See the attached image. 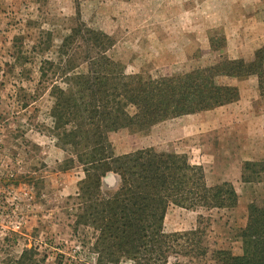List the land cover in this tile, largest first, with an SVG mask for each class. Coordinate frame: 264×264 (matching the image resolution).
I'll return each instance as SVG.
<instances>
[{"label": "rangeland", "instance_id": "obj_1", "mask_svg": "<svg viewBox=\"0 0 264 264\" xmlns=\"http://www.w3.org/2000/svg\"><path fill=\"white\" fill-rule=\"evenodd\" d=\"M80 20L113 39L108 56L128 75H173L225 57L253 62L258 51L264 69V0H0V264L31 247L46 264H97V233L75 227L83 169L68 163L70 155L47 132L52 81H40L42 61L57 60L63 38ZM218 81L240 91L232 111L125 129L110 139L118 155L148 148L187 155L203 167L209 186L233 184L236 208L171 205L164 230L190 231L204 217L208 247L242 255L248 207L264 205V177L242 181L246 162H264V81L257 75ZM178 262L210 264L174 256L168 264Z\"/></svg>", "mask_w": 264, "mask_h": 264}, {"label": "trees", "instance_id": "obj_2", "mask_svg": "<svg viewBox=\"0 0 264 264\" xmlns=\"http://www.w3.org/2000/svg\"><path fill=\"white\" fill-rule=\"evenodd\" d=\"M113 39L79 21L58 50L57 60H43L40 81H52L51 125L47 132L82 167L76 196L75 227L96 233L97 264H168L171 257L209 260L210 264H264V205L252 203L242 232L243 254L211 249L207 231L198 227L166 233L171 205L188 210L233 209L239 196L233 184L209 186L202 166L187 155L148 148L118 155L110 139L125 129L141 132L158 123L211 111L239 101L237 87L220 77L264 81L263 51L253 62L222 58L216 64L166 76L126 74L108 52ZM264 177V162H246L242 181ZM118 186L105 192L104 186ZM7 264H46L37 248ZM177 264H181L178 262Z\"/></svg>", "mask_w": 264, "mask_h": 264}, {"label": "crops", "instance_id": "obj_3", "mask_svg": "<svg viewBox=\"0 0 264 264\" xmlns=\"http://www.w3.org/2000/svg\"><path fill=\"white\" fill-rule=\"evenodd\" d=\"M239 103V102H238ZM238 103H234V104H230V105H227V106H224V107H220V108H217L215 110H212V111H207V112H203L201 115L202 117H207V116H203V115H209V114H212L213 116L215 115V113H217L218 111H221L223 109H229V111H232L234 108V106Z\"/></svg>", "mask_w": 264, "mask_h": 264}]
</instances>
